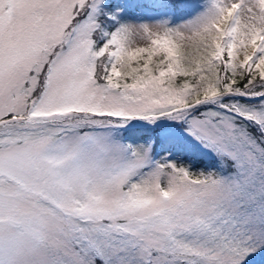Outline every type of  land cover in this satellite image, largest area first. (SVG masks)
<instances>
[{
	"label": "snow or ice",
	"instance_id": "obj_1",
	"mask_svg": "<svg viewBox=\"0 0 264 264\" xmlns=\"http://www.w3.org/2000/svg\"><path fill=\"white\" fill-rule=\"evenodd\" d=\"M0 264H264V0H0Z\"/></svg>",
	"mask_w": 264,
	"mask_h": 264
}]
</instances>
